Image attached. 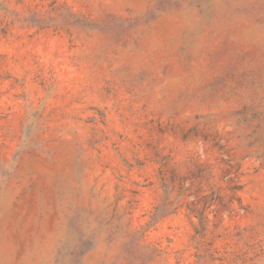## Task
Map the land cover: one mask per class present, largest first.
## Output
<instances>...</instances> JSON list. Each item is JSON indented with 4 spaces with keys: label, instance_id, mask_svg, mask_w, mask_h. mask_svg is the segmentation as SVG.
I'll return each instance as SVG.
<instances>
[{
    "label": "rangeland",
    "instance_id": "obj_1",
    "mask_svg": "<svg viewBox=\"0 0 264 264\" xmlns=\"http://www.w3.org/2000/svg\"><path fill=\"white\" fill-rule=\"evenodd\" d=\"M0 264H264V0H0Z\"/></svg>",
    "mask_w": 264,
    "mask_h": 264
}]
</instances>
